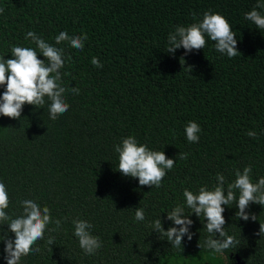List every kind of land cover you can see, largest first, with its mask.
Returning a JSON list of instances; mask_svg holds the SVG:
<instances>
[{
    "label": "trees",
    "instance_id": "16d2710c",
    "mask_svg": "<svg viewBox=\"0 0 264 264\" xmlns=\"http://www.w3.org/2000/svg\"><path fill=\"white\" fill-rule=\"evenodd\" d=\"M257 3L0 0V58H12V47L21 46L45 59L25 39L28 31L63 48L60 71L69 105L55 120L50 119L47 97L40 109L25 104L20 119L0 115V181L10 201L5 211L18 216L20 201L32 199L47 205L53 220L44 240L33 245L40 251L23 256L20 264H233L235 256L245 264H264V235L257 234L264 206L256 203L245 211L257 219L248 221L235 217V203L223 206L225 230L239 240L235 250L213 253L199 247L208 233L206 220L195 213L189 217L193 237L189 241L185 235L181 248L171 247L151 227L159 218L165 230L176 226L167 212L181 204L190 213L183 190H211L217 173L225 176V188L234 181L235 170L248 165L253 182L264 177V30L244 17ZM209 10L229 21L241 54L229 58L217 52L207 36L204 49L166 52L176 26L202 20ZM257 10L264 15V8ZM61 31L70 36L87 33L83 50L67 42L56 44ZM94 56L102 68L92 65ZM71 87H78L79 94ZM4 90L0 86V94ZM189 121L201 127L198 142L187 140ZM129 135L176 160L159 188L140 186L138 178L116 170L119 154L114 146ZM179 153L188 158L179 159ZM137 208L144 210V221L134 219ZM56 219L61 225L53 231ZM73 219L93 225L91 233L102 241L95 254L86 255L80 248ZM2 228L7 231V224ZM8 236L14 239L10 231ZM50 236L52 245L46 243ZM4 246L0 240V264H7Z\"/></svg>",
    "mask_w": 264,
    "mask_h": 264
},
{
    "label": "clouds",
    "instance_id": "9594fccd",
    "mask_svg": "<svg viewBox=\"0 0 264 264\" xmlns=\"http://www.w3.org/2000/svg\"><path fill=\"white\" fill-rule=\"evenodd\" d=\"M264 8V3L259 2L251 10L244 14L246 20L252 22L255 28L264 30V15L257 9ZM4 9L0 8V13ZM195 20V14H193ZM206 36L215 42V50L226 54L229 58L241 54L237 48V35L233 31L229 21L221 14L206 11L202 20H197L187 26H176L174 32H170L167 40L166 52L174 54L176 49L183 47L185 53L192 50L204 49ZM31 39L43 54L45 59L38 58V52L31 47L13 46L12 58H0V86L5 90L0 94V115L12 119H20L25 104L33 105L36 109L43 108L48 103L50 119L55 120L59 115L68 111L69 105L65 102L67 89L62 84L61 69L65 65L63 48L55 47L47 43L33 31L26 33L25 39ZM87 33L70 36L67 31H61L55 37V43L67 42L69 47L83 50ZM183 59V57H181ZM70 59V57H69ZM91 63L97 68L103 65L97 57H92ZM191 69V66H188ZM73 93L79 94L78 87H71ZM200 125L195 121H189L185 126L187 140L191 143L199 141ZM249 137L256 138L255 131L247 133ZM119 154L118 170L122 175L138 178L140 186H153L159 188L162 180L171 170L176 160L166 157L163 150H152L146 144L138 143L137 139L129 135L122 139L120 144L114 146ZM187 153H179V159L186 160ZM252 167L245 166L243 170H235V179L225 188V176L217 173V184L209 190L201 186L198 192L185 188L183 197L190 213H185V205L177 204L167 212V219L174 225L167 230L162 226L161 219L151 223L153 231L159 234L160 239L170 242L171 247L181 248L185 235L191 241L193 233L190 226L193 221L189 218L192 213L203 221L206 220L208 236L199 247H205L213 253H221L229 249L235 250L239 240L229 235L225 230L226 220L223 215L224 205L231 207L233 203L237 207L235 217L248 221L251 217L256 220L255 214L245 210L251 203L264 206V177L253 182L251 179ZM225 190L227 194L225 195ZM238 190V197H237ZM9 196L6 185L0 181V240L4 241V259L7 264H20L21 258L33 251L39 252L40 248L33 245L39 240H44V233L50 223H53L50 209L47 205L41 207L32 199L20 201L22 212L18 216H10L5 210L9 207ZM136 221H144L145 214L142 208L135 211ZM56 228L61 225V220L54 221ZM74 236L78 238L79 246L86 255L95 254L101 248L102 241L91 233L93 225L87 220L73 219ZM7 224L5 231L2 226ZM14 233V239L8 236V232ZM219 238H216V234ZM258 235H264V223H260ZM47 244H54V238L48 237Z\"/></svg>",
    "mask_w": 264,
    "mask_h": 264
},
{
    "label": "water",
    "instance_id": "95a60500",
    "mask_svg": "<svg viewBox=\"0 0 264 264\" xmlns=\"http://www.w3.org/2000/svg\"><path fill=\"white\" fill-rule=\"evenodd\" d=\"M233 264H245L238 256H235V262Z\"/></svg>",
    "mask_w": 264,
    "mask_h": 264
}]
</instances>
